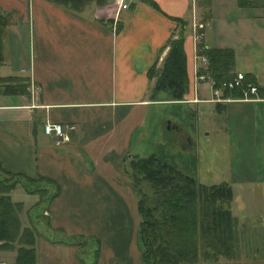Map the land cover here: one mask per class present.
I'll return each instance as SVG.
<instances>
[{"label":"crops","instance_id":"0c3cea01","mask_svg":"<svg viewBox=\"0 0 264 264\" xmlns=\"http://www.w3.org/2000/svg\"><path fill=\"white\" fill-rule=\"evenodd\" d=\"M69 1L0 0V85L11 76L27 79L25 94L0 91V167L20 179L43 178L37 185L46 190L27 193L19 181L8 193L36 222L34 264H143L129 161L148 107L165 103H204L211 116L224 113L239 155L221 182L234 191L237 237L248 238L246 251L264 263V91L233 98L221 90L215 101L209 79L196 74L198 45L229 49L231 73L250 74L264 87V8L133 0L117 12L114 0ZM176 20L186 23L187 87L178 101L151 98L147 72L164 57ZM46 121L59 123L67 140L45 134ZM36 205L42 212L30 214ZM16 248L0 250V264H14ZM236 255L226 263L252 264Z\"/></svg>","mask_w":264,"mask_h":264},{"label":"trees","instance_id":"16d2710c","mask_svg":"<svg viewBox=\"0 0 264 264\" xmlns=\"http://www.w3.org/2000/svg\"><path fill=\"white\" fill-rule=\"evenodd\" d=\"M73 1V0H70ZM69 1V2H70ZM206 4L207 0H198ZM241 7H262L264 0H236ZM178 30L174 38L167 41V51L158 68L153 65L147 75L153 78L151 98L163 93L167 100L178 101L187 87L185 60L182 50V31L185 22L176 20ZM2 17L0 16V61ZM197 55L204 56L206 65L198 68V75H206L214 81V87L232 77V51L229 49L204 48L197 46ZM241 87L223 89V96L241 98L243 86L251 83L257 86L256 95L264 91L254 77L243 74ZM0 85L2 93L25 94L27 79L11 76ZM3 175V176H2ZM129 178L138 192L141 181L152 189L150 205L145 204L142 196L136 202L138 220V240L141 246L143 264H198L199 262L217 261L219 257L231 260L230 229L228 209L221 203L231 199L230 187L221 182L205 186L196 182L174 167L162 161L156 154L132 156L129 161ZM17 174L5 172L0 167V250H15L14 264H34L33 229L21 228L18 215L20 202H12L8 193L16 183L23 181L22 187L27 193L43 194L45 188H38L37 181ZM48 181V180H44ZM33 184V188L28 185ZM148 203V204H149ZM197 243L202 251L197 252ZM209 248V249H207Z\"/></svg>","mask_w":264,"mask_h":264},{"label":"rangeland","instance_id":"374dc122","mask_svg":"<svg viewBox=\"0 0 264 264\" xmlns=\"http://www.w3.org/2000/svg\"><path fill=\"white\" fill-rule=\"evenodd\" d=\"M259 58L257 62L262 61V57ZM160 64L161 61L155 68H158ZM261 65L262 63H254L255 69H261ZM203 94L208 96L209 93L206 91ZM208 106L209 104L204 103L185 105V107L181 105H167V103L149 106L144 117L143 126L140 128L138 138L135 141V148L136 146L138 148L133 153L137 156H142L145 152L154 153L162 161L174 165L182 173L195 178L200 184L207 186L218 184L226 176L229 163L236 160L239 154L237 149L232 145L224 113L218 114L217 112H213L211 116L207 109ZM167 121L170 123L168 128L166 127ZM206 131H208V134L205 135ZM185 136L189 139L190 145L187 144ZM197 168L198 170H196ZM21 183L24 184L23 181ZM28 187L33 188L34 186L31 184ZM137 189V200L144 195L146 196L145 204L150 205L151 203L148 201H150L152 196V189L148 183L145 181L139 182ZM230 191L231 199L228 202L224 201L221 203V206L228 209L229 212L234 195L231 187ZM12 199H19L17 192L13 193ZM24 212L19 210L16 213L21 228L28 227L33 229V223L36 222L34 219L33 221L29 220V215L27 216L28 218L25 217ZM41 212L40 207L36 205L31 209L30 214ZM229 229L232 255L237 254L236 257L242 262L248 260L252 264H264L260 261L259 254H251L246 251L247 248L243 242L248 238L241 235L237 237L235 221L231 213L229 217ZM196 246L197 252L202 251L199 243ZM16 247H18V243L15 241L12 244V248L8 249V251ZM235 247L237 248L236 254L234 252ZM227 261V258L219 257L217 261L199 262L198 264H229L226 263Z\"/></svg>","mask_w":264,"mask_h":264},{"label":"built area","instance_id":"2783aa9c","mask_svg":"<svg viewBox=\"0 0 264 264\" xmlns=\"http://www.w3.org/2000/svg\"><path fill=\"white\" fill-rule=\"evenodd\" d=\"M114 1H115V11L118 12V11L127 9L129 4L133 0H114ZM196 58L198 59V62H199L198 63L199 66L197 65L198 67H204L206 65V60H205L204 56L197 55ZM196 70H198V69H196ZM243 77H244L243 74L236 73L231 78L222 81L220 83V86L214 87V81L211 80L208 76L197 75L198 80L209 79V83H210V87H211V94L214 96L215 99H213V100H215V101L219 100L221 90L232 89L234 87H241ZM256 92H257V86L256 85L251 84V83L244 84L243 90H242L243 98L255 97ZM42 130L45 134L53 135V136L59 138L60 140H67V138H68L67 134L63 131V127L59 123H50V122L46 121L42 126Z\"/></svg>","mask_w":264,"mask_h":264},{"label":"water","instance_id":"95a60500","mask_svg":"<svg viewBox=\"0 0 264 264\" xmlns=\"http://www.w3.org/2000/svg\"><path fill=\"white\" fill-rule=\"evenodd\" d=\"M166 125H167L166 127L168 128V126H169V121L166 122Z\"/></svg>","mask_w":264,"mask_h":264},{"label":"flooded vegetation","instance_id":"af4514ba","mask_svg":"<svg viewBox=\"0 0 264 264\" xmlns=\"http://www.w3.org/2000/svg\"><path fill=\"white\" fill-rule=\"evenodd\" d=\"M169 125H170V123H169Z\"/></svg>","mask_w":264,"mask_h":264}]
</instances>
